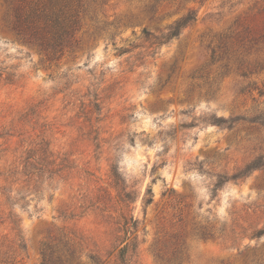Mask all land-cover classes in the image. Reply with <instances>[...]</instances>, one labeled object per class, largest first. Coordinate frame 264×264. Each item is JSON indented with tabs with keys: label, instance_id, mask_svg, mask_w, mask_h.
Wrapping results in <instances>:
<instances>
[{
	"label": "rangeland",
	"instance_id": "374dc122",
	"mask_svg": "<svg viewBox=\"0 0 264 264\" xmlns=\"http://www.w3.org/2000/svg\"><path fill=\"white\" fill-rule=\"evenodd\" d=\"M11 1L0 0V264H42L64 237L79 264H117L135 239L128 264H264V169L216 187L264 145L243 120L264 109V0H86L78 44L51 60L10 30ZM191 11L178 38L146 40ZM40 148L54 166L14 172ZM122 216L138 222L126 243Z\"/></svg>",
	"mask_w": 264,
	"mask_h": 264
},
{
	"label": "trees",
	"instance_id": "16d2710c",
	"mask_svg": "<svg viewBox=\"0 0 264 264\" xmlns=\"http://www.w3.org/2000/svg\"><path fill=\"white\" fill-rule=\"evenodd\" d=\"M85 2L86 0H12L8 12V27L23 42L36 47L50 60L60 59L78 44L76 34L80 28L81 13L84 12ZM257 15L263 18L264 10L260 11ZM196 18V12L191 11L175 21V23L167 29L166 33L158 37L152 36L145 29V38L147 41L153 38L154 42H152V45L154 46L167 44L171 40L178 38L185 28L196 21ZM259 31L256 40L264 44V28H261ZM119 52H123V50L120 49ZM239 120L240 118L234 120L218 119L216 122L218 125L222 123L234 124ZM243 120L264 129V109L260 110L258 114L250 120ZM231 127L232 125L229 126V128ZM0 138L3 137L0 136ZM260 149L261 152L236 174L231 177L221 176L216 185L217 189L228 181L246 179L253 172L264 169V145ZM28 155L29 156L24 161L23 170L19 172L14 171L15 173L28 177L33 173L31 171H46L48 167L55 165L53 156L45 148L30 150ZM114 177L116 180L119 179L116 173H114ZM25 187L26 186H23V188ZM27 190H29V188H27ZM122 191L124 193L125 189H122ZM10 193H12V191ZM19 193L20 192L17 194L19 195ZM151 193L152 191L149 189L147 194L151 195ZM11 197L12 196L9 197V202L11 199L15 200ZM124 199V201L132 200L131 194H124ZM151 202L152 198L148 199L147 204ZM122 218L124 219V224L122 226L126 231V236L121 242L126 243L129 239L128 234H132V230L136 229L138 222L134 217L127 218L122 216ZM12 224L15 225L16 223L12 221ZM262 235H264V229L259 230L254 237L261 238ZM78 240L81 241V238ZM135 242L136 239L127 243L126 246L119 250L117 264H128L129 253L136 250ZM22 247L23 245H20V248ZM78 254H80V252L76 250L75 243H72L68 237H64L58 240V242L44 247L42 252V264H79ZM6 255L8 256V253ZM89 258L96 263L101 262L100 258H96L95 256H90Z\"/></svg>",
	"mask_w": 264,
	"mask_h": 264
}]
</instances>
